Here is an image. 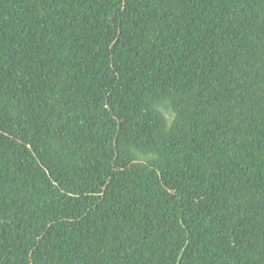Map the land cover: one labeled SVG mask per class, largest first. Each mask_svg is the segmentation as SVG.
I'll list each match as a JSON object with an SVG mask.
<instances>
[{"label":"trees","instance_id":"1","mask_svg":"<svg viewBox=\"0 0 264 264\" xmlns=\"http://www.w3.org/2000/svg\"><path fill=\"white\" fill-rule=\"evenodd\" d=\"M0 264H264V0H0Z\"/></svg>","mask_w":264,"mask_h":264}]
</instances>
